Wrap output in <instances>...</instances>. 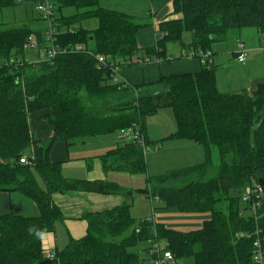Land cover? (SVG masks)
<instances>
[{
  "label": "trees",
  "instance_id": "16d2710c",
  "mask_svg": "<svg viewBox=\"0 0 264 264\" xmlns=\"http://www.w3.org/2000/svg\"><path fill=\"white\" fill-rule=\"evenodd\" d=\"M36 1L0 0V10ZM171 3V14L159 23L164 36L143 49L138 33L145 25L134 16L102 8L99 0H55L56 11L76 10L70 16L55 14L57 41L62 46L81 44L125 68L147 64L134 63V59L174 61L169 59L167 47L180 42L186 31L193 33L195 51H211L212 44L232 29L256 28L264 33V0ZM93 18L99 22L96 29L76 27ZM42 21L47 23L43 17ZM31 34L38 36L44 49L45 35L31 24L8 27L0 21V192H20L39 208L38 216H0V264H140L130 248L144 240L165 241L178 262L256 264L254 242L259 230L264 248V217L256 220L241 194L247 186L264 179V82L254 92L223 93L218 88L216 68L205 65L197 73L163 75L156 83H116L108 65L83 52L59 55L53 63L27 62L19 70L8 66L13 56L26 58L24 44ZM155 86L159 88L150 90ZM167 108L174 111L178 123L177 131L168 138L202 145L206 159L165 175L148 176L143 192L160 200L162 209L208 216L201 227L184 232L151 219L137 222L130 206L124 204L86 214L87 235L57 250L55 259L46 258L42 237L63 219L52 193L95 187L105 194L120 191L109 182L66 179L63 163L50 159L53 144L61 140L71 145L131 129L146 138L147 118ZM38 111H46L42 118L54 129V135L45 141L37 140L30 128L29 115ZM35 144L41 145L40 159L34 165L21 163L23 157L33 160ZM102 162L107 172L148 175L144 149L132 139L104 155ZM212 170L216 171L214 177L210 176ZM182 178L193 181L183 187L170 186ZM241 233L245 237H238Z\"/></svg>",
  "mask_w": 264,
  "mask_h": 264
},
{
  "label": "crops",
  "instance_id": "0c3cea01",
  "mask_svg": "<svg viewBox=\"0 0 264 264\" xmlns=\"http://www.w3.org/2000/svg\"><path fill=\"white\" fill-rule=\"evenodd\" d=\"M99 5L105 9L146 18L147 23L140 28L138 33L139 45L143 49L156 44L159 23L173 10L171 0H99ZM244 32L248 36L249 44H246L249 51L254 52V55H249L246 64L239 63V65L231 58H225L224 55L216 56L213 53L212 66L218 65L221 69L227 68L228 70L225 77V70L219 73L216 68L218 88L223 93L254 92L258 85L264 82V56L260 53L263 52V46H260L261 44L256 40V31L252 28ZM261 39L263 40V34ZM167 54L169 55L168 47ZM204 66L199 58H186L180 61L151 62L142 66L122 68L121 75L132 85H142L156 83L163 75L197 73ZM233 69L238 72L235 74ZM44 114L46 111L33 112L29 115L31 131L39 141H45L54 135L53 126L42 118ZM177 128V119L172 109H162L157 114L148 117L145 129L148 146L159 147V153L165 150L179 157L191 159L192 162L186 167L203 163L206 154L202 145L194 141L168 138L177 131ZM131 133L132 131L129 130L71 145L58 140L50 151V159L52 162L63 163L62 173L70 181L86 180L93 184L109 182L118 185L121 189V178L131 176L134 179H144L148 184L149 173L148 175H131L116 170L107 172L103 168V156L129 141L128 135ZM40 146V144L33 146L32 159L34 162L40 159ZM159 153H154L152 156L157 157ZM202 157L205 158L203 162ZM37 178L39 184L45 188V182L39 175ZM125 200L126 198L119 193L105 194L101 192V188L97 187L90 190H73L65 194L52 193V201L61 209L63 219L57 221L54 231L43 235L42 244L54 251L65 249L73 240L82 239L87 235L89 224L85 219L86 214L114 209L125 204ZM163 210L181 214L177 208ZM7 213L33 217L39 215V208L32 199L20 192H0V216ZM207 217L205 216V219ZM43 254L47 258V251L44 247Z\"/></svg>",
  "mask_w": 264,
  "mask_h": 264
},
{
  "label": "rangeland",
  "instance_id": "374dc122",
  "mask_svg": "<svg viewBox=\"0 0 264 264\" xmlns=\"http://www.w3.org/2000/svg\"><path fill=\"white\" fill-rule=\"evenodd\" d=\"M76 13L74 8H67L63 9L62 11H56V16H70ZM138 23L145 24L147 23L146 18L135 16ZM0 21L5 23L8 27H16L22 25L24 23H29L40 30L45 35V28L47 27V23L42 21V16L39 12L35 10L34 4H19L17 6L8 7L3 10H0ZM99 26V22L96 18L83 20L80 24H77L76 27H83L87 29H96ZM248 29H232L229 30L226 36L218 42H214L211 46V51L215 53L216 56L224 55L225 58H231L232 61L238 62L236 59L235 54V47L238 40H243L247 44H249L248 36L246 32ZM252 30L256 31V40L258 43L263 46L262 55L264 56V42L262 38V34L256 28H252ZM193 42V33L190 31H186L183 34L182 40L178 43H173L168 45L169 57L173 56H184L189 55L193 50L194 47L192 46ZM173 51V52H172ZM254 52H251L249 55H252ZM254 55V54H253ZM38 57V53L36 51L30 50L26 53V59L28 61L35 60ZM186 57L178 58L174 61L185 60ZM239 64V62H238ZM212 65V64H211ZM240 65V64H239ZM142 66V65H134ZM130 66V67H134ZM126 68V67H125ZM215 68L219 70V73H223L225 70V77L226 73L228 72L226 69H221L218 65H215ZM220 68V69H219ZM235 74L238 70L233 69ZM159 88L155 86L150 88V90H155ZM145 91H148L145 90ZM243 92V91H239ZM132 131V130H131ZM133 134V131H132ZM145 137V136H144ZM202 149V148H201ZM154 153H159V147L155 148L153 146H148L146 151V159L148 163V173L152 177L161 176L170 173L174 170L183 169L187 166V164L191 163V159H187L186 157L177 156L168 151L161 150L158 156H152ZM176 153V152H175ZM218 153L216 154V157ZM205 158L202 157V162ZM218 161V158L216 159ZM195 162V161H194ZM216 175V171H211V177ZM192 178H182L173 180L170 183V186L175 187H183L190 182H192ZM121 189L119 194L123 195L126 200L125 204L130 206L131 216L138 222L144 219H151L153 221L162 222L164 224H168L172 226V228L189 232L192 230H196L201 227L202 222L205 219V215L203 214H192V213H181L175 214L170 212H165L162 209L163 203L158 200L157 198H152L151 196L145 194L143 192L144 189L148 187L146 180L144 179H134L131 176H123L120 181ZM124 205V204H123ZM156 240H144L140 241L138 244L130 248V251L136 253L139 256L140 264H152V260L147 255V250L152 248L156 245ZM161 244H165V241L161 240ZM192 260L186 261H179L178 264H189Z\"/></svg>",
  "mask_w": 264,
  "mask_h": 264
},
{
  "label": "built area",
  "instance_id": "2783aa9c",
  "mask_svg": "<svg viewBox=\"0 0 264 264\" xmlns=\"http://www.w3.org/2000/svg\"><path fill=\"white\" fill-rule=\"evenodd\" d=\"M20 2L24 3V0H19ZM35 10L41 14V16L47 21V27L48 29L45 32V42L46 47L44 49L40 48V41L36 34H31L27 41L24 44V49L26 51H36L38 53V57L35 60L28 61L26 58L22 56H13L11 57L7 65L11 66L17 70L22 68L27 62L30 64H40L43 62H50L53 63L55 59L62 54H68V53H88L98 60V62L101 65L109 66L112 71V77L113 80L116 83L124 82L126 84H129L127 80H125L121 75V66L119 64H116L114 62L109 63L108 59L102 55V54H94L91 50L86 49L83 45L77 44L75 46H62L57 41V28L55 25V12H56V4L55 0H37L35 3ZM69 32H74L73 29H70ZM157 39L160 37L162 38L164 34L160 32V27L157 28ZM263 42H264V33H263ZM235 54L236 58L239 63L246 64L249 59V48L243 40H238L235 47ZM212 51H195L193 50L188 56L184 54V56H177L173 57L170 56V60H176L181 57L186 58H199L204 65H211L212 64ZM134 63L138 64H144V63H150L151 61H143L139 59H134ZM155 62H162L161 59H157ZM132 130V129H131ZM130 130V131H131ZM133 134H129L128 137L130 139L138 141L140 145L143 147L144 152L146 154V151L148 149V144L146 142V138L144 135L138 133L134 129L132 130ZM21 163L27 164V165H34V161L29 159L28 157H23L21 159ZM241 199L244 205L250 206V211L253 212V215L256 220H259L260 218L264 217V212L262 211V208L264 206V186L260 183H255L253 185L247 186L242 194ZM137 232H140V229H137ZM257 239L254 242V254H253V260L256 264H264V248L262 246V240L260 239V231L257 230ZM238 237H245V234L241 233L238 234ZM161 241H157L156 245L149 249L148 251V257L152 260V264H178V260L175 258L173 253L167 249V244L160 243ZM44 245V244H43ZM44 250L47 251V258L48 259H55L56 257V251L51 250L47 248L45 245L43 246Z\"/></svg>",
  "mask_w": 264,
  "mask_h": 264
},
{
  "label": "water",
  "instance_id": "95a60500",
  "mask_svg": "<svg viewBox=\"0 0 264 264\" xmlns=\"http://www.w3.org/2000/svg\"><path fill=\"white\" fill-rule=\"evenodd\" d=\"M258 182H259L261 185L264 186V179H263V178H260V179L258 180Z\"/></svg>",
  "mask_w": 264,
  "mask_h": 264
}]
</instances>
